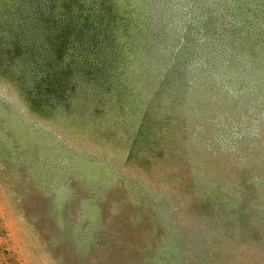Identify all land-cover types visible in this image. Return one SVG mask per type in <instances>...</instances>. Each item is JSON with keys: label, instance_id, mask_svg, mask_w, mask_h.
<instances>
[{"label": "rangeland", "instance_id": "1", "mask_svg": "<svg viewBox=\"0 0 264 264\" xmlns=\"http://www.w3.org/2000/svg\"><path fill=\"white\" fill-rule=\"evenodd\" d=\"M263 22L264 0H0V264H264Z\"/></svg>", "mask_w": 264, "mask_h": 264}, {"label": "trees", "instance_id": "2", "mask_svg": "<svg viewBox=\"0 0 264 264\" xmlns=\"http://www.w3.org/2000/svg\"><path fill=\"white\" fill-rule=\"evenodd\" d=\"M248 4H250V2L248 1ZM249 22H248V24L250 23V29H251V34H254V32L255 31H258V29L256 28V25L255 24H253L252 23V21H251V19H253V18H259L260 16H261V14H260V12L259 11H257V9H256V11L254 10V8H253V6H251L250 7V9H249ZM261 24V23H260ZM263 25H264V22L262 23ZM261 24V26L259 25V27H260V29H259V33L261 34V33H263L262 32V27H263V25ZM190 26V24L188 25V27ZM263 30H264V28H263ZM249 38H252L253 40L255 39V37L254 36H252V37H249ZM188 39V38H187ZM188 42V41H187ZM185 66H186V64H185ZM185 73V72H184ZM208 74V75H207ZM206 75L207 76H209V75H211L209 72L207 73ZM200 75V74H199ZM215 77V76H214ZM211 83H210V81L208 82V86H211V88L213 89V90H215L216 89V87L214 86V85H210ZM223 91H222V89H218L217 88V97L215 96V100H216V102L217 103H219V101H218V98L223 94L222 93ZM224 96H225V94H224ZM225 100L226 99H223V101L224 102H222V103H220V105H219V108L221 109L219 112H217V111H215V113L214 114H219V115H221V117H222V115L223 114H225V119L226 120H228L229 118L231 119V118H235V117H237V116H239L238 114L240 113V111H239V107H238V105H237V103H236V101H235V99H230V100H226V102H225ZM222 101V100H221ZM231 101L232 102H234V103H231ZM228 102H230V103H228ZM216 108H218V107H216ZM224 111V112H223ZM215 116V115H214ZM230 126H233V125H231L230 124ZM211 158V157H210ZM214 158V157H213ZM251 163L253 164V166L254 167H257L258 165L257 164H255L256 162H255V160H254V158L251 160ZM225 182V181H224ZM220 220V219H219ZM223 224H227V223H229V220L228 219H224L223 220ZM210 226H212V227H214V228H216V227H218L219 226V224H218V221L216 220V219H214L213 221H212V223H211V225Z\"/></svg>", "mask_w": 264, "mask_h": 264}]
</instances>
